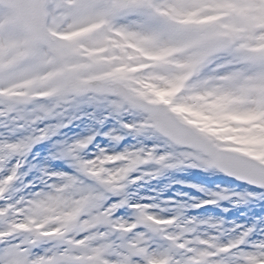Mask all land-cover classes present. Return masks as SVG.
<instances>
[{"label":"rangeland","instance_id":"374dc122","mask_svg":"<svg viewBox=\"0 0 264 264\" xmlns=\"http://www.w3.org/2000/svg\"><path fill=\"white\" fill-rule=\"evenodd\" d=\"M45 11L51 50L0 6V264H264V192L226 184L87 84L122 82L264 163V0H46Z\"/></svg>","mask_w":264,"mask_h":264},{"label":"water","instance_id":"95a60500","mask_svg":"<svg viewBox=\"0 0 264 264\" xmlns=\"http://www.w3.org/2000/svg\"><path fill=\"white\" fill-rule=\"evenodd\" d=\"M0 5L17 12L20 23L33 42L41 43L47 47L52 46L53 40L44 30L45 0H0ZM209 45L208 41L198 43V47L201 49H206ZM101 90L119 95L122 101L132 109L148 114L156 132L174 145L202 152L209 158L211 166L227 177L255 188L264 189V165L246 156L215 148L190 126L180 122L172 112L164 110L162 104L150 103L141 97L132 96L122 83L106 82L101 85ZM140 226L157 232V228L152 224L141 222ZM8 264L13 263L9 262ZM97 264L103 263L98 262Z\"/></svg>","mask_w":264,"mask_h":264}]
</instances>
